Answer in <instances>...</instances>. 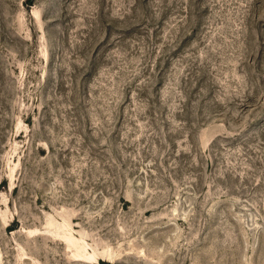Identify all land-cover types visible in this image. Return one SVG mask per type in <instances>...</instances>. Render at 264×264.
<instances>
[{"label":"rangeland","instance_id":"obj_1","mask_svg":"<svg viewBox=\"0 0 264 264\" xmlns=\"http://www.w3.org/2000/svg\"><path fill=\"white\" fill-rule=\"evenodd\" d=\"M264 264V0H0V264Z\"/></svg>","mask_w":264,"mask_h":264},{"label":"trees","instance_id":"obj_2","mask_svg":"<svg viewBox=\"0 0 264 264\" xmlns=\"http://www.w3.org/2000/svg\"><path fill=\"white\" fill-rule=\"evenodd\" d=\"M102 264H106V262H103Z\"/></svg>","mask_w":264,"mask_h":264}]
</instances>
